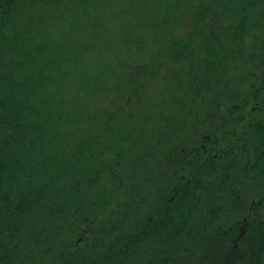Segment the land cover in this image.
Wrapping results in <instances>:
<instances>
[{"label":"trees","instance_id":"1","mask_svg":"<svg viewBox=\"0 0 264 264\" xmlns=\"http://www.w3.org/2000/svg\"><path fill=\"white\" fill-rule=\"evenodd\" d=\"M253 59L264 0H3L0 264H264Z\"/></svg>","mask_w":264,"mask_h":264},{"label":"rangeland","instance_id":"2","mask_svg":"<svg viewBox=\"0 0 264 264\" xmlns=\"http://www.w3.org/2000/svg\"><path fill=\"white\" fill-rule=\"evenodd\" d=\"M250 78L252 79V81L258 79V78H261V77H264V64L262 65V67H260V65L257 63L256 59H253L251 60L250 64L248 65V69L242 73L240 75V77H233L232 74L229 75V78L228 80L231 82V81H235V79H241V78ZM153 83V82H152ZM147 90H149L150 86L149 87H146ZM241 89V88H240ZM238 89V90H240ZM244 96V94H243ZM252 212H258V210L255 208L252 210Z\"/></svg>","mask_w":264,"mask_h":264},{"label":"water","instance_id":"3","mask_svg":"<svg viewBox=\"0 0 264 264\" xmlns=\"http://www.w3.org/2000/svg\"><path fill=\"white\" fill-rule=\"evenodd\" d=\"M3 0H0V3L2 2Z\"/></svg>","mask_w":264,"mask_h":264}]
</instances>
